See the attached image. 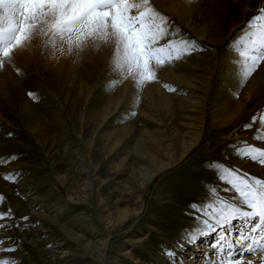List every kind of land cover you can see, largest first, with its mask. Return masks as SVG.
Masks as SVG:
<instances>
[{"label":"rangeland","instance_id":"rangeland-1","mask_svg":"<svg viewBox=\"0 0 264 264\" xmlns=\"http://www.w3.org/2000/svg\"><path fill=\"white\" fill-rule=\"evenodd\" d=\"M150 3L155 11L167 17L168 32L157 46H166L169 42L179 46L186 41L194 42L196 50L165 62L163 66L153 62L151 67L156 79L140 87L139 96L133 100L136 106L130 100L124 102L106 117L103 126L96 127V120L87 116L92 117L91 114L116 96L124 85L130 84L129 90L124 89V97H127L136 80L134 75H123L122 81L113 77L111 72L116 71L112 65L113 46L108 45L111 50L101 46L106 53L105 63L97 61V51L91 44L86 50L89 53L94 49L93 62L76 51L77 67L89 72L83 76L84 86L80 87L79 94L73 79L61 77L57 79L59 83L47 84L51 72L41 68L39 60L44 50L53 47H46L45 37L38 34V45H34L40 53L35 60L38 69L26 64L14 65L11 74L18 87L10 82L7 93L0 88V159L17 157L15 161L0 162V174H20L16 183L7 182L0 175V195L6 198L0 205V212L11 207L14 213L10 219L0 220V224L7 226L0 228V239L11 238L9 243L14 242L17 250L4 255L14 257L19 264H207L209 260L214 263L218 255L211 245L217 241L208 238L212 233L201 234L209 229L190 215L192 206L211 203L221 209L220 214L227 211L222 204L243 207L232 192L226 191L227 183L218 179V175L226 173L216 165L226 166L241 175L247 173L264 178V166L241 157L245 142L264 147V143L255 139L261 134L256 131L259 122L251 130L244 129L253 115L259 117L264 113V97L255 99L256 104L250 106L249 112L224 130L213 122V110L220 101L223 98L240 99L246 82L263 63L247 80L230 78L231 69L235 65L241 68L244 58L239 53L237 58L229 55L244 40L242 37L247 36L250 29L246 22L261 14L264 0H186L193 6H210L213 13H218V7L226 8L219 32L221 40L217 43L199 38L159 3L154 0ZM197 15L196 20L202 23L203 18L199 13ZM30 41L33 42V38ZM199 56H212L208 57L211 59L209 71L193 66ZM173 73L186 74L196 88L189 89L183 83H177ZM203 80L207 82L204 88ZM86 84L92 89L83 103ZM165 85L175 91H169ZM152 86L171 97H189L192 91L204 96V106L199 113L203 127L200 125L196 146L176 165L161 171L143 189L124 191L128 178L125 164L133 161L129 151L143 131L159 129L166 135L171 132L172 125L167 124L163 111L153 112L151 107L144 106L143 91ZM29 93L35 94V99ZM140 111L152 113L162 122L141 116ZM188 113L193 112H175L174 123L179 131L183 129L181 116ZM35 120L42 123L39 133L32 130ZM108 128L114 133L125 128L126 135L119 134L117 138L121 140L113 136L101 137ZM232 130L238 131L237 135L241 137L224 139L223 134ZM110 141L111 144L117 141V147L112 151ZM128 208H135L136 214L114 224L117 211ZM220 214L208 223L216 227L217 237L223 235L224 240H233L237 229H244L237 226V222L241 221L243 225L245 221L243 218L234 220L232 224L236 227L230 226L226 233L216 225ZM192 234L199 237L197 241L185 242ZM203 250L207 251L204 253ZM169 252L175 255L170 256Z\"/></svg>","mask_w":264,"mask_h":264},{"label":"snow or ice","instance_id":"snow-or-ice-1","mask_svg":"<svg viewBox=\"0 0 264 264\" xmlns=\"http://www.w3.org/2000/svg\"><path fill=\"white\" fill-rule=\"evenodd\" d=\"M260 13L246 22L250 31L237 45L241 48L239 55L244 58L241 67L244 80L264 62V9ZM167 32V17L155 11L150 0H0V70L11 63L15 51L36 34L45 37L46 47L66 43L68 53L83 51L89 44L99 48L102 44L114 42L113 68L122 75H134L135 84L140 88L156 79L151 67L153 62L163 66L165 62L196 50L194 42L186 41L179 46L171 42L166 46H157ZM59 50L64 52L62 47ZM17 74H20L19 69ZM165 87L175 91L167 85ZM29 96L35 99V94L29 93ZM257 122L260 127L256 131L261 134L256 135L255 139L264 143V113L259 117L253 115L244 129L251 130ZM245 144L241 157L264 166V147ZM16 159V156H12L8 160L0 159V162L8 163ZM216 167L223 168L226 175H218V179L221 183H227L226 191L232 192L243 207L222 204L227 211L220 214L221 209L211 203L194 204L190 215L210 230L203 231L201 234L204 236L216 231V227L208 221L217 214H220V220L216 221V225L224 232H229L230 226L235 227L232 222L238 218L244 219L242 227L245 231L227 248L222 247L225 237H217V243L211 245L218 255L214 264H256V256L260 257V264H264V178L247 173L241 175L223 165L217 164ZM0 175L5 181L16 183L20 174L9 172ZM5 200L0 195V205ZM13 215V210L8 207L0 212V220L10 219ZM4 227L7 226L0 224V228ZM198 238L192 234L185 242L195 243ZM10 241V237L0 239V264H19L14 257L4 255L17 250L14 242ZM168 255L174 256L175 253L169 252ZM250 256L253 258L249 259Z\"/></svg>","mask_w":264,"mask_h":264},{"label":"bare ground","instance_id":"bare-ground-1","mask_svg":"<svg viewBox=\"0 0 264 264\" xmlns=\"http://www.w3.org/2000/svg\"><path fill=\"white\" fill-rule=\"evenodd\" d=\"M154 1L156 3H159L165 10H167L170 14L176 17L180 21V23H182V25L190 28V31L196 34L199 38L206 39L215 43L221 40V38L219 37L220 35L219 32H221L222 30L221 22H224L225 19L224 12L226 8L222 9L218 7L217 8L218 13H213L210 6H206V8H201L200 5L193 6L187 4L186 0H154ZM197 13H199V15L203 18L202 23H199V21L196 20V17L198 16ZM38 42H39V38H38V34H36L33 37V42L30 41L28 44L23 45L22 48L17 49L13 55L12 62L6 64V66L2 70H0V88L2 90L6 92V89L8 88L10 82L18 87L17 84L18 82H16V80L13 79L11 74L12 67L14 65L26 64L28 66H32L34 70L38 69L37 66L35 65L36 64L35 60H38V58L40 57V53H39V49L37 50V48L34 47V45H38ZM104 45L106 47H108V45H110L111 47L112 46L115 47L114 42L110 44H102V46ZM61 47L64 49L63 53L59 50ZM67 47H68L67 44L63 43V44H59L57 47L49 48V50H44L43 55L40 57L39 63L41 64V68H46L47 71L51 72V74H49L50 79L48 80L49 81V83H47L48 85H50L51 82L55 84L57 82V79L61 77L63 79L65 78L73 79L77 83L76 88L79 89V94H80V87L84 86L82 82V80L84 81L83 76H85L86 72L87 73L89 72L87 69L79 70V68L77 67V62H78L77 60L78 57L76 53L77 50H74L72 53H68ZM89 47L90 44L87 47H85L83 51H80L79 53L86 60L93 62L94 49H92L91 47L92 50L88 53L86 49H88ZM94 48L95 51H97V54L95 55L97 57L96 58L97 61L99 63L101 62L105 63V57H106L105 50L102 47L99 48L94 47ZM109 49L111 50V48ZM233 49H234V53L230 51L231 54L229 55V57H233V58L240 57L237 53L241 51V48L237 47L236 45V48ZM208 57H212V56H199L195 61L196 62L195 65L193 66L200 68L201 70L204 71H209V69H211L210 68L211 59ZM112 73L115 79L119 77L121 81L123 80V75L120 74L119 72L114 71L111 72V74ZM173 77L174 80L177 81V83H183L185 87L187 86L189 89L196 88V85L193 84L191 78L186 74L177 75L173 73ZM233 77H237V78L242 77L241 68L237 67L236 65L234 66V68L231 69L230 78ZM200 82L202 83V81ZM203 83H204L203 86L204 88L207 82L203 80ZM86 86H85L86 89L85 96L81 100L83 103L85 99L90 95L92 89L91 86H87V87ZM133 86L134 85H131V87ZM125 88L129 90L130 84L127 86L124 85V88L120 90L116 96L108 100L106 99L107 100L106 104L102 106L101 109L99 110L97 109L98 111H96L94 114H91L92 117L87 116L92 120H96L95 122L96 127L103 126L105 124V120H107L106 117L111 112H113L115 108L120 107L121 104H123L124 102L130 100L132 105L136 106L133 100H135V98L139 96L141 89L138 88L135 84V86L131 89L129 95L127 97H124ZM143 92L144 94L142 95V100H144V106L151 107L152 108L151 111L153 112L156 111L159 112V110L163 111L167 119V124L172 125V128L170 130L171 131L170 134L168 135L162 133V130L159 129L154 132L152 131L153 133L148 131H143L142 135L136 140L134 146L132 148L130 147L131 150L129 151V153L132 154L131 160H133L135 163L132 161V163L130 162L125 164L128 168L127 169L128 178L124 184L125 187L124 191H130V190L133 192L139 191L143 189L151 181V179L155 177L157 174H159L161 171L168 169L173 165H176V163H178L183 157H185V155L194 146H196L202 126L201 125L202 117L199 115V113L201 112V106L202 107L204 106L205 97L204 96L200 97V95H198L199 92L192 91V93H190V96L185 98L179 96L171 97L168 94H166L162 89L156 88L154 86L147 87V89L144 90ZM263 97H264V62L262 63L260 68L246 82V85L244 86L241 92L240 99H238L237 101L236 100L233 101V100H229V98L227 99L223 98V100L220 101V103L216 107V110H213L214 111L213 122H215L220 127V129L224 130L228 124L238 120L240 117H242L243 114H245V112H249L250 106L252 104H256L255 99L263 98ZM188 110H190L193 113L192 114L188 113L187 116L184 115L183 117L181 116V125L183 129L182 131H179L174 123L175 122L174 119L176 116L175 112L176 111L183 112ZM140 115L149 117L155 121L157 120L159 122H162L157 117L153 116L152 113L148 114L145 113L144 111H140ZM34 124L35 126L33 127L32 130L34 132L37 131V133H39L38 131H40L42 123L38 120H35ZM107 130L108 132L102 134L101 137H106V139H108L109 137L111 138L113 136L114 139L117 140L119 134L123 135V133L126 132L125 128H122L120 129L119 132H115V133L113 129L109 130L108 128ZM237 132L238 131L236 130H232L231 133H224L223 134L224 139H228L231 137L233 139L240 138L241 136H238ZM116 144L117 141H114L111 145L108 144L110 146L111 151L114 150L115 147H117ZM136 211L137 210H135V208L132 209L128 208L126 211L118 210L117 215L114 217V220L116 221H113V223L119 224L122 221H126L130 216L135 215ZM203 251L205 253L207 250H203ZM252 258L253 257L249 259ZM255 260H256V264H260L259 256H256ZM211 261L212 260H209L207 264L213 263Z\"/></svg>","mask_w":264,"mask_h":264},{"label":"clouds","instance_id":"clouds-1","mask_svg":"<svg viewBox=\"0 0 264 264\" xmlns=\"http://www.w3.org/2000/svg\"><path fill=\"white\" fill-rule=\"evenodd\" d=\"M190 2H191V0H190Z\"/></svg>","mask_w":264,"mask_h":264}]
</instances>
